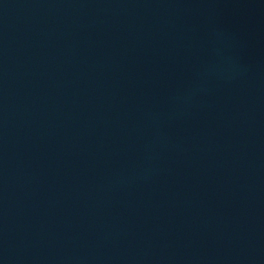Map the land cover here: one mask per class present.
Segmentation results:
<instances>
[{
  "label": "water",
  "instance_id": "obj_1",
  "mask_svg": "<svg viewBox=\"0 0 264 264\" xmlns=\"http://www.w3.org/2000/svg\"><path fill=\"white\" fill-rule=\"evenodd\" d=\"M0 264H264V0H0Z\"/></svg>",
  "mask_w": 264,
  "mask_h": 264
}]
</instances>
